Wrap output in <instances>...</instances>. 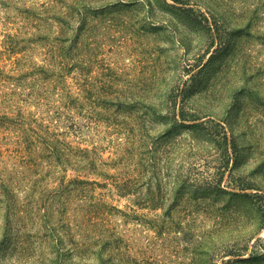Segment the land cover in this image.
Wrapping results in <instances>:
<instances>
[{"label":"rangeland","instance_id":"374dc122","mask_svg":"<svg viewBox=\"0 0 264 264\" xmlns=\"http://www.w3.org/2000/svg\"><path fill=\"white\" fill-rule=\"evenodd\" d=\"M0 264H264V0H0Z\"/></svg>","mask_w":264,"mask_h":264}]
</instances>
